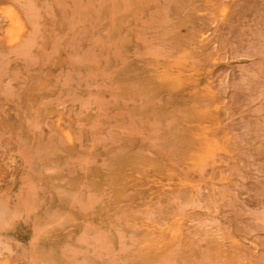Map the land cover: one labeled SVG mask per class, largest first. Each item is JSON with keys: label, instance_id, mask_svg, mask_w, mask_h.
Wrapping results in <instances>:
<instances>
[{"label": "rangeland", "instance_id": "obj_1", "mask_svg": "<svg viewBox=\"0 0 264 264\" xmlns=\"http://www.w3.org/2000/svg\"><path fill=\"white\" fill-rule=\"evenodd\" d=\"M0 264H264V0H0Z\"/></svg>", "mask_w": 264, "mask_h": 264}]
</instances>
